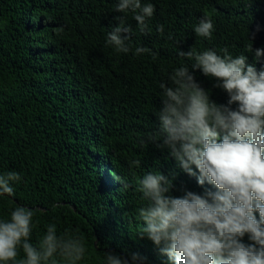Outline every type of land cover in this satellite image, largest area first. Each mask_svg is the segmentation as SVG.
I'll return each instance as SVG.
<instances>
[{
  "label": "trees",
  "instance_id": "16d2710c",
  "mask_svg": "<svg viewBox=\"0 0 264 264\" xmlns=\"http://www.w3.org/2000/svg\"><path fill=\"white\" fill-rule=\"evenodd\" d=\"M118 3L0 0V175L21 177L13 196H0V219L22 206L34 210L33 243L49 223L58 235H80L87 251L79 264H105L108 253L129 264L133 254L143 264H173L159 251L163 244L137 232L146 227L138 209L148 203L138 181L162 174L174 198L217 189L207 180L200 185L195 166L189 175L162 146L160 84L171 87L170 76L186 65L211 102L237 110L216 78L179 52L214 49L223 56L227 47L264 70V55L255 57L264 51V0H141L154 6L144 33L130 10L116 11ZM121 17L132 30L128 53L106 43ZM205 17L214 25L211 39L194 31ZM137 47L151 52L136 55ZM242 242L252 243L247 234Z\"/></svg>",
  "mask_w": 264,
  "mask_h": 264
},
{
  "label": "clouds",
  "instance_id": "9594fccd",
  "mask_svg": "<svg viewBox=\"0 0 264 264\" xmlns=\"http://www.w3.org/2000/svg\"><path fill=\"white\" fill-rule=\"evenodd\" d=\"M129 10L144 33L154 6L119 0L116 11ZM157 30L163 32V26ZM213 30L207 17L194 28L198 37L208 39ZM131 33L121 17L106 43L117 53H128ZM247 50H252L251 45ZM221 51L223 56L214 49L193 48L179 55L194 60L193 69L215 77L216 86L228 93L229 105L238 104L237 110L211 102L182 65L170 76L171 87L160 84L163 107L159 112L161 131L166 134L162 146L189 175H195V166L200 185L207 180L217 190L206 191L203 197L189 191L174 198L166 195L171 182L162 174L149 173L138 181V191L148 203L138 209V219L146 227H138L137 232L158 247L163 244L159 251L173 264H264V70L247 64L243 54L233 57L227 47ZM150 52L146 47L135 49L136 55ZM262 55L264 51H255L257 59ZM131 163L140 166V160ZM20 179L15 172L0 175V196H13L12 183ZM129 187L124 183V190ZM33 216L34 210L19 206L9 219H0V264H79L85 259L84 239L68 230L58 235L55 223L46 225L44 235L33 243ZM246 234L252 243L242 242ZM103 259L105 264H129L111 253ZM143 260L138 254L131 256L132 264Z\"/></svg>",
  "mask_w": 264,
  "mask_h": 264
}]
</instances>
